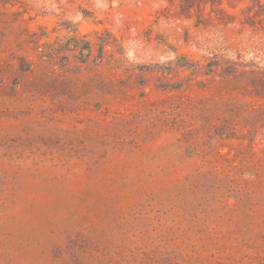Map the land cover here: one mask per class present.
<instances>
[{"label": "rangeland", "instance_id": "1", "mask_svg": "<svg viewBox=\"0 0 264 264\" xmlns=\"http://www.w3.org/2000/svg\"><path fill=\"white\" fill-rule=\"evenodd\" d=\"M251 70L264 0H0V264H264Z\"/></svg>", "mask_w": 264, "mask_h": 264}, {"label": "trees", "instance_id": "2", "mask_svg": "<svg viewBox=\"0 0 264 264\" xmlns=\"http://www.w3.org/2000/svg\"><path fill=\"white\" fill-rule=\"evenodd\" d=\"M89 48H90V49H88L89 56H91L92 49H91V47H89ZM82 53L84 54V51H82ZM100 54L101 55L99 56L98 60H100L99 61L100 63H103V61L105 59V57H104V49L100 52ZM120 61H121V59H115V61L113 63H110V65L114 66L115 63H118V66H120V64H119ZM185 66H186V64H183V63H179L178 64L179 68L180 67H185ZM189 68H193V66H189ZM212 68H213V65L211 66V69ZM197 69L198 68L196 67L194 69V72H197ZM212 72L206 73V74H211ZM245 74L246 75H250V76H248V77H250L249 80H248L249 83H252L256 87V89L261 90L262 92H264V72L263 71L251 70V71H245L243 76ZM236 76H237L236 78L238 79V75H236Z\"/></svg>", "mask_w": 264, "mask_h": 264}]
</instances>
